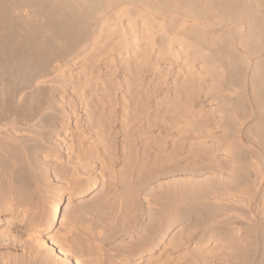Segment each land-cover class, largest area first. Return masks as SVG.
Wrapping results in <instances>:
<instances>
[{
	"label": "rangeland",
	"instance_id": "rangeland-1",
	"mask_svg": "<svg viewBox=\"0 0 264 264\" xmlns=\"http://www.w3.org/2000/svg\"><path fill=\"white\" fill-rule=\"evenodd\" d=\"M2 1L0 0V9L2 10L0 12L4 13L5 16L1 17L3 19H0V21L9 20L7 19L8 17H10L11 21L8 23L4 21L7 24L4 22L0 23V37L2 38L5 35L6 38V34L8 33L10 36H7L10 38H7L12 44L9 43L8 39L3 38V41L4 39L6 40L3 42L0 38L1 45H4V47H0L1 49L3 47L2 51H0L3 52L4 49L9 51L8 49L10 48L16 51V48H18L17 52L20 54L22 50V52H26L30 50L28 48L37 46L38 50L44 48L42 51L49 54L47 56L50 58H47V64L45 63L43 66L45 68L41 69L43 71L41 73L44 75L42 74L39 79V84L36 83V85L35 81H32L34 78L31 77L29 84L23 80L21 81L22 83L20 81L14 83L11 86L12 89L10 88L12 91L9 89V93L12 92L13 94L10 93L9 95L8 91L5 92L6 95L4 93L5 96L0 94V136H5L8 133L19 136L22 144L24 142L23 145L27 148L26 153H24L25 150L23 148L19 149L20 154L22 153L23 162L19 163L22 167V173H20V179L17 178L21 182L17 180V183H22L23 181L25 183L29 180L30 182L25 183L29 186L30 183H35L39 180V183L46 185L44 186L45 194L41 203V207L44 208L40 210L43 222L47 221L44 216L45 211L47 212L50 209L49 206H52L53 200L57 198L58 194L63 193L64 197L61 203L62 208L59 213V219L55 222L52 229L48 231V234L59 236L65 233L66 230L68 232L73 229L81 236L91 238V246L94 247V251L90 258L93 257L94 261L101 259L100 262L103 264L105 263L103 262L102 249L99 242L93 240L94 235H106L111 244L115 242L114 246H118L117 249L122 246V250H124L128 244L132 246L129 249H127V246L125 251L119 253L120 255L122 254L121 256H119L115 247L114 250L111 249L112 253L115 252L118 255L119 260L122 259L118 261V264H264V209L262 207L264 178L262 180L259 179L260 176L257 175L259 173H257L258 169L256 166L257 161L264 164V153L262 151L264 150V138L262 136L264 134V126L261 125L260 118L264 114V103H262V101L264 102V98L262 94L257 93L258 91L255 89L257 85L253 86L251 84L253 82V78L251 77L254 65L256 64L254 62L257 61L258 63L264 60L262 58L264 57V38L261 42L254 44L255 48L252 54L250 53L251 56L250 54H246L251 58L247 59L248 62L246 59H240L239 52L245 53V49L232 44H234L235 39L239 35L244 33V28L237 22L236 18L229 15L230 12L227 13V6L218 0L222 4V8L219 7L221 4L216 3V0H214L216 1L215 3L211 0H207V2L203 0L202 4L204 6L201 3L194 4L200 1L194 2L193 0L194 7L191 6L192 1H190L191 4L187 3L190 9L186 4L181 3L178 5V3H174L177 0H147L151 4H148L146 0H96L88 3L81 2V6L77 3L76 5L80 7L76 5L70 7L69 5L70 8L68 6L67 8L64 5L62 7L64 11L59 7L60 4L58 3L60 0H55L54 2H52L53 0H49V2L47 0V5L45 3V5L40 4L37 0L36 2H34L35 0H30L32 2L29 0ZM209 2H211L212 8L209 6ZM240 2L245 6L251 3L252 5L250 4L249 8L254 9L255 7V11L258 12V6L254 0H241ZM48 3L50 4L48 5ZM152 3L155 5H152ZM34 4L37 9L33 7ZM52 4L55 8L57 7L62 10V13L59 12L60 15L58 14V16L61 23H65L63 26H68L66 30L77 29V33L71 34L73 36L71 39V35L65 36V38H62L64 36L60 35L61 31H59V28L61 23L59 26L51 24L52 21H56L59 24L57 14L56 17L50 11L54 15L53 18H57V20L49 18V9ZM218 4L219 6L216 7L215 5ZM40 5L44 6L43 12L40 11ZM223 5L225 6L224 8ZM39 6L40 8L38 9ZM195 6L197 7L196 11ZM72 7L79 8L80 10H75L76 13L73 11L67 20L65 17H68L69 13H66V10L69 12ZM84 7L86 10H84ZM166 7L169 9H165ZM12 8L14 10L10 12ZM32 9L34 15L30 16L29 14L32 15L30 13ZM153 9L155 10L153 11ZM157 9L161 10V12L157 11ZM82 10L84 11L82 12ZM155 11H157V14ZM45 12L47 14H43ZM61 14L65 15V17ZM72 14L76 17L74 18ZM36 16L38 17L35 18ZM226 16L229 17L228 19L232 17L233 21L224 20L227 19L224 18ZM170 18L173 19L171 20ZM28 21L27 25L33 24L32 26L35 28L36 35L34 30H31L33 27L26 25ZM44 22L45 24L48 23L50 27L52 26V31L55 28V32L49 31L50 27L45 25ZM5 25L8 27L14 25L13 27L11 26L13 31L10 30L13 33L8 30L10 27L8 28ZM44 26L45 29H43ZM70 26H73V29H69ZM5 27L8 29L5 30ZM28 27L30 28L28 29ZM40 30H42L41 33ZM31 31L34 38H31L33 37ZM111 31L115 33L112 34ZM209 32L212 33L213 38L220 32L219 36L221 38H217V40L216 35L215 39L217 42L215 40V42L208 43V39L205 38H208ZM245 32L247 31L245 30ZM75 36L76 38L74 39ZM67 38L71 41H68L69 39L66 40ZM17 39H19V42L16 41ZM33 39L37 42L33 43ZM204 41L207 42L204 43ZM19 44L22 45L20 46ZM213 52H216V57L212 54ZM255 52L258 54L255 55ZM18 53H16L17 56ZM229 55L236 56L233 57L234 63V59L236 58H239L241 61L235 67L238 71L237 75H233L234 71L232 72L234 64L230 66L229 61L227 62ZM259 57L262 59H259ZM230 58L232 59L231 56ZM212 60L216 64L212 63ZM224 65L225 67H223ZM227 65L228 68L230 66L231 70L227 68ZM41 73L38 74L40 75ZM227 74L229 75L228 77H226ZM231 76L232 79L230 78ZM220 79L224 80L221 81ZM90 82L91 84H89ZM31 92H34V94ZM15 130L16 132L19 130L17 134L14 132ZM25 137H28L27 140ZM28 140L29 142H27ZM197 150L199 153L196 152ZM25 159L29 160L28 163ZM122 183L123 185H121ZM256 188H258L257 191ZM169 190L170 192H177H175L177 199L171 196L174 192L170 193ZM164 191L171 194L169 197L175 200L179 199L178 196L185 198L184 207L181 206L178 208L179 210L175 208L171 209L168 214H165L164 211H159L161 210L160 204L164 202V199H161ZM235 191L238 192L239 196L235 198L230 197L231 192ZM132 193H134L133 195L137 194L139 198L135 197L137 195L133 196ZM160 193L161 197L159 198L157 196H160ZM152 195L155 196L154 198L157 201L161 199L162 202L159 200L161 203L158 201L155 204V210L150 215L146 206L147 199L152 197ZM130 198L133 199L132 202H134L135 198L140 202H135L138 203V205L136 204L137 206H135V203L132 205L133 203H131ZM91 201L97 202L96 205L101 204L99 207L102 205V207H106L107 203L116 202L117 204L114 203L117 207L115 208V213H118L117 210L120 211L122 209L125 216H122L121 213L122 219L119 217L120 222H118V219L117 221L115 219L114 222L113 220L110 221L112 223L108 221L104 222L108 224L104 225L100 221L101 219L98 220V216L99 218L101 217L98 214L100 212H96L97 210L100 211L99 207L96 211L93 208L92 211V207L88 203ZM94 203L91 202V204ZM130 204L135 206L132 208L138 210L132 209V211L135 210L136 216L133 215L132 211L130 213L132 216H129ZM120 206L121 209L119 210L118 207L120 208ZM198 208L201 210L210 208L211 210L209 209L204 216H200L199 213L196 214ZM181 209H188V212L191 213L190 216L188 215V219H183ZM42 210H44L43 213ZM95 212L98 216L94 215L96 214ZM138 212H141V214ZM93 216L97 217L95 222V217L93 218ZM73 217H77V219L75 218L77 221L81 220L79 222L74 221ZM91 221L94 222L95 226L99 225L96 224L98 221V223H101L100 227L95 228L93 223L91 224ZM127 223L130 224L127 226ZM101 225H104L102 230ZM111 225L116 233L112 228L111 231H108ZM120 229L121 232H119ZM117 232H119L118 235H116ZM178 236L179 238H177ZM119 242L120 244H118ZM107 247L109 248V245ZM126 250L132 252L131 254H139V256L130 254L126 257L130 253ZM198 255L199 257H197ZM118 257L113 256L111 258H115L112 260L116 262ZM112 260L108 264H115Z\"/></svg>",
	"mask_w": 264,
	"mask_h": 264
},
{
	"label": "bare ground",
	"instance_id": "bare-ground-1",
	"mask_svg": "<svg viewBox=\"0 0 264 264\" xmlns=\"http://www.w3.org/2000/svg\"><path fill=\"white\" fill-rule=\"evenodd\" d=\"M2 1V0H1ZM14 1V0H13ZM30 1V0H29ZM28 1V2H29ZM32 1H34V0H32ZM32 1H30V2H32ZM38 2H40V4H43V5H47V0H37ZM55 0H53L52 2H54ZM93 1H96V0H60L59 1V3L58 4H60V8L62 9V7H64V5L67 7H69V5H70V7L71 6H73V5H76L77 3L81 6L82 4H80L81 2H84V3H88V2H93ZM147 1V0H146ZM149 1H151V0H149ZM149 1H147L148 2V4L150 3L151 4V2H149ZM190 1H192V5L191 6H193V0H177V2H174V3H178V5L179 4H186L187 6H188V8H189V5L187 4V3H189V4H191V2ZM195 1H197V0H194V2ZM200 2H195L194 4H202L203 2V0H199ZM205 2H207V0H204ZM209 1V0H208ZM211 1H213L214 3L217 1H214V0H211ZM218 1H220V2H222V4L224 3V5H226L227 6V9H226V11H227V13L228 12H230V16H232L233 18H236V20H238L237 22H239L242 26V28H244L243 30H244V33H242L241 35H239L238 36V38H236L235 39V42H234V44H232V45H236L237 47H243L244 49H245V53H242V52H239V54H240V59H243V60H247V59H249L250 57L248 56V55H246V54H252V52H253V50H254V44H257V43H259V42H261V40H263V38H264V0H254L255 1V3L257 4V6H258V12L257 11H255L256 10V8L254 7V9H251V8H249V5L251 4H247L248 5V7H247V5L245 6L244 4H242L240 1L241 0H218ZM216 2V3H220V2ZM3 2V1H2ZM15 2V1H14ZM13 2V3H14ZM29 2V3H30ZM34 2H36V0L34 1ZM48 2H49V0H48ZM51 2V1H50ZM51 2V3H52ZM110 2V1H109ZM153 2V1H152ZM155 2V1H154ZM157 2V1H156ZM171 2V1H170ZM205 2H204V4H205ZM4 3V2H3ZM45 3V4H44ZM107 3V2H106ZM145 3V2H144ZM160 3V2H159ZM171 3H173V2H171ZM210 3L211 2H209V6L211 7V5H210ZM214 3H212V5H214ZM245 3V2H244ZM7 4H9V2H7ZM17 4V3H16ZM33 4V3H32ZM50 3H48V5H49ZM91 4V3H90ZM96 4H97V2H96ZM167 4V3H166ZM170 4V3H169ZM168 4V5H169ZM207 4V3H206ZM221 4V3H220ZM222 4H221V6H219V4L218 5H215L216 7L217 6H219V7H221L222 8ZM253 4H254V2H253ZM4 5V4H3ZM18 5V4H17ZM39 5V4H38ZM37 5V6H38ZM43 5H40L41 6V9H40V11L41 12H43L42 11V9H43ZM146 5H147V3H146ZM152 5H155V4H153L152 3ZM167 5V6H168ZM173 5V4H172ZM185 5V6H186ZM203 5V4H202ZM201 5V6H202ZM223 5V8L225 7ZM252 5V4H251ZM22 6V5H21ZM36 5L34 4L33 5V7H35ZM40 6L38 7V9L40 8ZM77 6V5H76ZM80 6H77V7H80ZM107 6V5H106ZM159 6H161V5H159ZM166 6V5H165ZM182 6V5H181ZM201 6H200V8H201ZM204 6V5H203ZM207 6H208V4H207ZM208 6V7H209ZM214 6V7H215ZM4 7V6H3ZM18 7V6H17ZM17 7H15V8H17ZM20 7V6H19ZM26 7H28V6H26ZM31 7H32V5H31ZM52 7V8H51ZM65 7V8H66ZM67 7V8H68ZM69 7V8H70ZM148 7L150 8V6L148 5ZM154 7H156V6H154ZM162 7V6H161ZM164 7V6H163ZM169 7V6H168ZM168 7H166L165 9H167ZM194 7V6H193ZM251 7V6H250ZM14 8V7H13ZM12 8V10H10V12L11 11H13L14 9ZM24 8V7H23ZM23 8H22V10H23ZM36 8V7H35ZM54 8V9H53ZM57 8V7H56ZM54 6H53V4H52V6H50V9H49V12L51 11L53 14H55V16H56V14H57V16H58V14H59V12L60 13H62L61 11L63 10H61L60 8H57L56 9ZM64 8V9H65ZM66 8V9H67ZM85 8V7H84ZM158 8V7H157ZM175 8V7H174ZM186 8V7H185ZM196 6H195V11H196ZM212 8V7H211ZM17 9H20V8H17ZM34 9V8H33ZM33 9H32V12H31V10H30V13H32V15L31 14H29L30 16H33L34 15V13H33ZM37 9V8H36ZM52 9V10H51ZM60 9V11H58ZM65 9V10H66ZM72 9H74V10H72ZM77 9H79V8H77ZM77 9H76V7H72L71 8V10L69 11V12H67V10H66V13H69L68 14V17L66 16L65 17V15H67V14H65L64 12V14L65 15H62V16H64L67 20H68V18L70 17V15H71V13H73V11L75 12V10L77 11ZM83 9V8H82ZM152 9V8H151ZM169 9V8H168ZM173 9V8H172ZM190 9V8H189ZM198 9H199V6H198ZM197 9V10H198ZM1 10V9H0ZM24 10H25V8H24ZM44 10H46L45 8H44ZM47 10H48V8H47ZM80 10V9H79ZM84 10H86V8L84 9ZM84 10H82V12L84 11ZM90 10V9H89ZM155 9H153V11H154ZM161 10H162V8H161ZM161 10H159V9H157V11H160L161 12ZM173 10H175V9H173ZM176 10H178V9H176ZM181 10V9H180ZM206 10H208V9H206ZM2 11V10H1ZM64 11V10H63ZM157 11H155V13L157 14ZM225 11V12H226ZM35 12V11H34ZM48 12V11H47ZM48 12V13H49ZM51 12L49 13V18L52 20V18L54 17V15H52L51 14ZM124 12V11H123ZM22 13V12H21ZM36 13V12H35ZM76 13V12H75ZM74 13V14H75ZM165 13V12H164ZM163 13V14H164ZM226 13V15H228ZM13 14V13H12ZM19 14V13H18ZM43 14H47L46 12L45 13H43ZM74 14H72V15H74ZM124 14V13H123ZM215 15H216V13H214ZM232 14V15H231ZM1 15H3V16H1ZM35 15H38V14H35ZM60 15V14H59ZM87 15V14H86ZM218 15V14H217ZM228 15V16H229ZM5 15H4V13H2V12H0V19H3V18H1V17H4ZM11 16V15H10ZM15 16V15H14ZM25 16V15H24ZM27 16V15H26ZM39 16V15H38ZM38 16H36L35 18H37ZM56 16V17H57ZM62 16H60V17H62ZM228 16H226V17H224V18H227V19H224L223 17H221L222 19H224V20H228V21H230V20H232L231 18L230 19H228L229 17ZM28 17V16H27ZM63 17V18H64ZM72 17V16H71ZM76 16L74 15V18H75ZM151 17H153L152 15H151ZM215 17V16H214ZM17 18H19V17H17ZM31 18V17H30ZM29 18V19H30ZM33 18V17H32ZM40 18V17H39ZM58 19H59V16L57 17ZM57 18L55 19V18H53L54 20H57ZM73 18V17H72ZM216 18H217V16H216ZM215 18V19H216ZM219 19H220V17H218ZM5 19V18H4ZM7 19H9V20H6L7 21V23L9 22V21H11L10 20V17H8ZM21 19V18H20ZM27 19V18H26ZM50 19H48V20H50ZM168 19V18H167ZM171 19V18H170ZM173 19V18H172ZM171 19V20H172ZM187 19V18H186ZM212 19V18H211ZM13 20V19H12ZM31 20H33V19H31ZM36 20V19H35ZM73 20V19H72ZM71 20V21H72ZM170 20V21H171ZM5 21V20H4ZM3 21V22H4ZM5 21V22H6ZM41 22H42V20H40ZM39 21V22H40ZM128 21V20H127ZM156 21V20H155ZM154 21V22H155ZM233 21V20H232ZM232 21H231V23H232ZM2 21H0V23H1ZM2 22V23H3ZM4 22V23H5ZM15 22V21H14ZM18 22V21H17ZM31 22V21H30ZM55 22V23H54ZM52 21L51 22V24H53L54 26L55 25H60V23H61V21H60V19L58 20V22H59V24L58 23H56V21ZM205 22V21H204ZM7 23H5V24H7ZM23 23V22H22ZM29 23V21L26 23V25ZM33 23V22H32ZM31 23V24H32ZM79 23V22H78ZM157 23H159V22H157ZM220 23V22H219ZM11 24H13V23H11ZM16 24V23H15ZM14 24V25H15ZM44 24H45V22H44ZM176 24V23H175ZM203 24V23H202ZM201 24V25H202ZM205 24H206V22H205ZM9 25V24H8ZM13 25V26H14ZM17 25H18V23H17ZM25 25V26H26ZM33 25V24H32ZM32 25H27V26H32ZM45 25H48V23L47 24H45ZM63 25H65V23L63 24V23H61V26H60V28H59V31H61V34L60 35H62V36H64V37H62V38H65V36L66 37H68V35H71V34H75V33H77V29L76 28H74L73 29V26L71 27L70 26V28L69 29H73V30H66V29H68L67 27L68 26H63ZM67 25H68V23H67ZM154 25V24H153ZM159 25V24H158ZM174 25V24H173ZM220 25V24H219ZM246 25V27H244ZM5 26H7V25H5ZM12 26V25H11ZM11 26H7V27H5L4 29L5 30H11V31H13L12 30V27ZM49 27H50V25H48ZM47 26V27H48ZM77 26H78V24H77ZM83 26V25H82ZM207 26V25H206ZM224 26V25H223ZM249 26V27H248ZM15 27H16V25H15ZM14 27V28H15ZM22 27V26H21ZM33 27V26H32ZM31 27V28H32ZM36 27V26H35ZM46 27V28H47ZM66 27V28H65ZM114 27V26H113ZM168 27V26H167ZM201 27V26H200ZM239 27V26H238ZM13 28V29H14ZM18 28V27H17ZM25 28V27H24ZM23 28V29H24ZM30 27H28V29H29ZM43 28V27H42ZM51 28H52V26L48 29L49 31H52L51 30ZM78 28V27H77ZM117 28V27H116ZM153 28V27H152ZM169 28V27H168ZM210 28V27H209ZM229 28V27H228ZM35 28L33 27L31 30H34ZM43 29H45V26H44V28ZM55 29V28H54ZM54 29H53V31H54ZM125 29V28H124ZM205 29V28H204ZM240 29V28H239ZM239 29H238V31H239ZM5 30H3L4 32H5ZM26 30V29H25ZM37 30V29H36ZM47 30V29H46ZM79 30V29H78ZM170 30V29H169ZM225 30V29H224ZM245 30L247 31V32H245ZM10 31V32H11ZM19 31V30H18ZM23 31V30H22ZM41 31L42 30H40V33H41ZM52 31V32H53ZM57 31V30H56ZM115 31V30H114ZM145 31V30H144ZM159 31V30H158ZM163 31V30H162ZM167 31V30H166ZM165 31V32H166ZM210 31V30H209ZM228 31V30H227ZM237 31V32H238ZM20 33H21V31H19ZM24 32V31H23ZM32 32V31H31ZM37 32V31H36ZM52 32H51V34H52ZM55 32V31H54ZM58 32V31H57ZM56 32V33H57ZM112 32V34H114L113 33V31H111ZM197 32V31H196ZM208 32V31H207ZM211 32H212V30H211ZM211 32H209L208 33V38H205V39H208V43H210V42H215V40L217 39V38H221L219 35H220V32H219V34H216L217 35V37H216V35L214 36V38H213V35H212V33ZM236 32V33H237ZM5 33H7V32H5ZM4 33V34H5ZM11 33H13V32H11ZM10 33V34H11ZM25 33V32H24ZM29 33H30V31H29ZM28 33V34H29ZM34 33H35V30H34ZM43 33V32H42ZM81 33V32H80ZM119 33V32H118ZM218 33V32H217ZM32 34V36L33 37H31V38H34V35H33V32L31 33ZM31 34H29V35H31ZM54 34V33H53ZM171 34V33H170ZM203 34V33H202ZM7 35H9L8 33L6 34V38H5V35H4V37H0L1 39H2V41H3V38H5L6 40L8 39L7 37H9V36H7ZM13 35V34H12ZM23 35V34H22ZM35 35H36V33H35ZM39 35H42V34H39ZM45 35V34H44ZM48 35V34H47ZM78 35V34H77ZM76 35V36H77ZM134 35V34H133ZM150 35V34H149ZM157 35V34H156ZM211 35H212V37H211ZM224 35V34H223ZM26 36V35H25ZM76 36L74 37V39L76 38ZM154 36V35H153ZM171 36H172V34H171ZM183 36V35H182ZM206 36H207V34H206ZM205 36V37H206ZM228 36V35H227ZM60 37V38H61ZM70 37V36H69ZM73 36L71 35V37H70V39L72 38ZM152 37V36H151ZM197 37H199V36H197ZM215 37H216V39H215ZM10 38V37H9ZM13 38H15V37H13ZM42 38V37H41ZM59 38V37H58ZM112 38V37H111ZM178 38V37H177ZM4 39V41H6ZM22 39H24V38H22ZM39 39V38H38ZM45 39H47V38H45ZM69 38H67L66 40H68ZM68 40V41H71V40ZM129 39V38H128ZM133 39V38H132ZM180 39V38H179ZM200 39V38H199ZM198 39V40H199ZM233 39V38H232ZM28 40V39H27ZM32 40V39H31ZM31 40H29V41H31ZM40 40V39H39ZM138 40V39H137ZM157 40V39H156ZM174 40V39H173ZM202 40H204V39H202ZM201 40V41H202ZM218 40V39H217ZM217 40H216V42H217ZM1 41V40H0ZM3 41V42H4ZM8 41H9V43L10 44H12V42H10V40L8 39ZM7 41V42H8ZM12 41V40H11ZM16 41H18L19 42V39H17ZM29 41H26V42H29ZM33 43H35V42H37L36 40H34L33 39ZM49 41V40H48ZM67 41V42H68ZM186 41V40H185ZM220 41H221V39H220ZM219 41V42H220ZM234 41V40H233ZM15 42V41H14ZM14 42H13V44H14ZM59 42V41H58ZM62 42V41H61ZM134 42V41H133ZM199 42V41H198ZM207 42V41H206ZM205 41H204V43H206ZM232 42V41H231ZM8 43V44H9ZM20 43H23V42H20ZM50 43V42H49ZM69 43V42H68ZM120 43V42H119ZM123 43V42H122ZM154 43V42H153ZM195 43H197V42H195ZM2 44H4V43H2ZM25 44V43H24ZM32 44V43H31ZM46 44V43H45ZM63 44V43H62ZM128 44V43H127ZM126 44V45H127ZM161 44V43H160ZM165 44H166V42H165ZM202 44V43H201ZM17 45V44H16ZM20 45V44H19ZM22 45V44H21ZM20 45V46H21ZM28 45V44H27ZM57 45V44H56ZM73 45V44H72ZM152 45V44H151ZM156 45V44H155ZM199 45V44H198ZM1 46H3L4 47V45H1V43H0V47ZM12 46H14V45H12ZM32 46V45H31ZM39 46V45H38ZM71 46V45H70ZM214 46V45H213ZM256 46V45H255ZM261 46V45H260ZM3 47H2V49H3ZM28 47V46H27ZM37 47V46H36ZM35 46H32L31 48H28V49H30L29 51L27 50L26 52H20V54L17 52V50H18V48H16V51H13V50H15V49H13V50H11V48L10 49H8L9 51H7V50H5L4 49V51L3 52H1L2 51V49L0 48V94H3L2 96H5L6 95V93L5 92H7L8 91V93H9V89L11 88V86L12 85H14V83H18L19 81L21 82L22 80L23 81H25V83L27 82L28 84H29V82H30V78L32 77V78H34L32 81L34 82L35 81V84L37 83V84H39V82H40V78H41V76H42V74L43 73H41V69L43 68V66H44V64L48 61L47 60V58H48V56L47 55H49V54H47L46 52H44V51H42V50H38L37 48H36ZM45 47V46H44ZM48 47H50V46H48ZM53 47V46H52ZM117 47V46H116ZM122 47V46H121ZM158 47H160V46H158ZM162 47V46H161ZM262 47V46H261ZM263 47H264V45H263ZM22 48V47H21ZM45 48H47V47H45ZM64 48V47H63ZM136 48V47H135ZM143 48V47H142ZM146 48V47H145ZM153 48V47H152ZM166 48V47H165ZM233 48H235V47H233ZM232 48V49H233ZM258 48H259V46H258ZM49 49V48H48ZM47 49V50H48ZM60 49V48H59ZM69 49V48H68ZM164 49V48H163ZM172 49H173V47H172ZM171 49V50H172ZM219 49V48H218ZM19 50H20V48H19ZM50 50H52V49H50ZM176 50V49H175ZM200 50V49H199ZM235 50V49H234ZM54 51V50H53ZM57 51V50H56ZM144 51V50H143ZM163 51H165V50H163ZM163 51H161V52H163ZM173 51V50H172ZM189 51V50H188ZM195 51V50H194ZM258 51V50H257ZM139 52V51H138ZM197 52V51H196ZM218 52H219V50H218ZM238 52V51H237ZM263 52V51H262ZM16 53H18V56L16 55ZM53 53V52H52ZM145 53V52H144ZM143 53V54H144ZM174 53H175V51H174ZM216 53V52H215ZM215 53L213 52L212 54H214L215 55ZM22 54H24V55H22ZM54 54V53H53ZM209 54V53H208ZM233 54H234V52H233ZM251 54H250V56H251ZM258 54V53H257ZM256 54V52H255V55H257ZM62 56V55H61ZM160 56H161V54H160ZM167 56V55H166ZM210 56V55H209ZM213 56V55H212ZM230 56L232 57V59L230 58ZM235 55H229V60H227V62L229 61V64H230V66H232L233 64H234V70L232 69V72H233V75H237V69L235 68L236 67V65L237 64H239V63H241V61H240V59L239 58H236V59H234L235 60V63L233 62V57H234ZM254 56V55H253ZM215 57H216V55H215ZM236 57V56H235ZM65 58V57H64ZM200 58V57H199ZM262 58H264V57H262ZM262 58H260L259 57V59H262ZM48 59H50V58H48ZM56 59V58H55ZM84 59V58H83ZM155 59V58H154ZM171 59V58H170ZM228 59V58H227ZM251 59V58H250ZM255 59V58H254ZM242 60V61H243ZM213 62L212 63H214V60H212ZM215 61H217V60H215ZM95 62V61H94ZM132 62V61H131ZM156 62H158V61H156ZM247 62H248V60H247ZM254 62V61H253ZM252 62V63H253ZM53 63V62H52ZM76 63V62H75ZM93 63V62H92ZM111 63V62H110ZM136 63V62H135ZM145 63H147V62H145ZM243 63H244V61H243ZM256 63V64H255ZM47 64V63H46ZM77 64V63H76ZM112 64V63H111ZM150 64V63H149ZM148 64V65H149ZM188 64V63H187ZM214 64H216V63H214ZM213 64V65H214ZM218 64V63H217ZM222 64V63H221ZM228 64V65H229ZM254 70H253V75H252V77L251 78H253V82L251 83V84H253V86L255 85H257L256 87L257 88H255V89H257V93H260V94H262L263 95V98H264V60H263V62H258L257 63V61L256 62H254ZM73 65V64H72ZM92 65V64H91ZM145 65V64H144ZM147 65V64H146ZM228 65H227V68H228ZM244 65V64H243ZM59 66V65H58ZM70 66V65H69ZM88 66V65H87ZM156 66V65H155ZM218 66V65H217ZM216 66V67H217ZM219 66H220V64H219ZM230 66H229V70H231L230 69ZM247 66V65H246ZM212 67V66H211ZM223 67H225V65L223 66ZM240 67V66H239ZM253 67V66H252ZM45 68V67H44ZM43 68V69H44ZM93 68V67H92ZM232 68V67H231ZM244 68V67H243ZM65 69V68H64ZM82 69V68H81ZM84 69V68H83ZM89 69V68H88ZM134 69V68H133ZM245 69V68H244ZM69 70V69H68ZM167 70V69H166ZM227 70V69H226ZM225 70V71H226ZM240 70V69H239ZM189 71V70H188ZM223 71V70H222ZM228 71V70H227ZM226 71V72H227ZM43 72V71H42ZM61 72V71H60ZM112 72V71H111ZM199 72V71H198ZM197 72V73H198ZM38 73H41L40 75L38 74ZM57 73V72H56ZM136 73V72H135ZM196 73V74H197ZM235 73V74H234ZM68 74V73H67ZM78 74V73H77ZM131 74V73H130ZM175 74V73H174ZM189 74V73H188ZM232 74V73H231ZM240 74H242V73H240ZM44 75V74H43ZM87 75V74H86ZM198 75V74H197ZM207 75V74H206ZM221 75H223V74H221ZM37 76H39V77H37ZM47 76V75H46ZM202 76V75H201ZM224 76V75H223ZM229 75L227 74L226 75V77H228ZM109 77V76H108ZM192 77H194V76H192ZM226 77H223V78H226ZM58 78V77H57ZM89 78V77H88ZM106 78V77H105ZM110 78V77H109ZM220 78V77H219ZM231 79H232V76L230 77ZM234 78V77H233ZM96 79H98V78H96ZM102 79V78H101ZM132 79V78H131ZM136 79V78H135ZM214 79V78H213ZM221 79H222V76H221ZM220 79V80H221ZM227 79V78H226ZM47 80V79H46ZM193 80V79H192ZM216 80V79H215ZM224 80V79H223ZM223 80H221V81H223ZM251 80V79H250ZM18 81V82H17ZM65 81V80H64ZM63 81V82H64ZM97 81V80H96ZM99 81V80H98ZM138 81V80H137ZM139 81H142V80H139ZM229 81H230V79H229ZM43 82V81H42ZM41 82V83H42ZM85 82V81H84ZM226 82V81H225ZM224 82V83H225ZM22 83V82H21ZM24 83V84H25ZM45 83V82H44ZM76 83V82H75ZM214 83V82H213ZM241 83V82H240ZM250 83V82H249ZM34 84V83H33ZM36 84V85H37ZM58 84V83H57ZM89 84H91V82L89 83ZM141 84V83H140ZM223 84V83H222ZM221 84V85H222ZM18 85V84H17ZM31 85V84H30ZM29 85V86H30ZM41 85V84H40ZM43 85V84H42ZM220 85V84H219ZM62 86V85H61ZM64 86H65V84H64ZM79 86V85H78ZM96 86V85H95ZM217 86V85H216ZM224 86V85H223ZM228 86V85H227ZM44 87V86H43ZM211 87H212V85H211ZM60 88V87H59ZM66 88V87H65ZM111 88V87H110ZM217 88V87H216ZM228 88V87H227ZM12 89V88H11ZM10 89V90H11ZM20 89V88H19ZM156 89V88H155ZM211 89H213V88H211ZM17 90V89H16ZM61 90V89H60ZM102 90V89H101ZM139 90V89H138ZM199 90H200V88H199ZM198 90V91H199ZM12 91V90H11ZM18 91V90H17ZM37 91H39V90H37ZM104 91V90H103ZM113 91V90H112ZM224 91H226V90H224ZM223 91V92H224ZM252 91V90H251ZM28 92V91H27ZM35 92V91H34ZM34 92H31V93H33L34 94ZM137 92V91H136ZM202 92V91H201ZM252 92H254V91H252ZM4 93H5V95H4ZM10 93H12V92H10ZM10 93H9V95H10ZM30 93V94H31ZM41 93V92H40ZM47 93V92H46ZM63 93V92H62ZM126 93V92H125ZM13 94V93H12ZM108 94V93H107ZM128 94V93H127ZM126 94V95H127ZM200 94V93H199ZM259 94V95H260ZM8 95V96H9ZM41 95V94H40ZM255 95V94H254ZM257 95V94H256ZM261 95V96H262ZM12 96V95H11ZM28 96V95H27ZM31 96H32V94H31ZM98 96V95H97ZM194 96V95H193ZM261 96H260V98H261ZM1 97V96H0ZM14 97V96H13ZM21 97V96H20ZM35 97V96H34ZM39 97H41V96H39ZM43 97V96H42ZM192 97V96H191ZM196 97V96H195ZM222 97V96H221ZM3 98V97H2ZM37 98V97H36ZM55 98V97H54ZM83 98V97H82ZM242 98V97H241ZM256 98V97H255ZM259 98V99H260ZM7 99H9L8 97H7ZM23 99V98H22ZM35 99V98H34ZM70 99V98H69ZM84 99V98H83ZM105 99V98H104ZM233 99V98H232ZM6 100V99H5ZM61 100V99H60ZM101 100V99H100ZM108 100V99H107ZM115 100V99H114ZM131 100V99H130ZM142 100V99H141ZM182 100V99H181ZM245 101H246V99H244ZM244 100H242V101H244ZM13 101H15V100H13ZM26 101V100H25ZM24 101V102H25ZM34 101V100H33ZM69 101V100H68ZM67 101V102H68ZM226 101V100H225ZM242 101H240V102H242ZM5 102V101H4ZM3 102V103H4ZM11 102V101H10ZM28 102V101H27ZM105 102V101H104ZM15 103V102H14ZM135 103V102H134ZM225 103V102H224ZM228 103V102H227ZM245 103V102H244ZM262 103H264L263 101H262ZM2 104V103H1ZM21 104H23V103H21ZM20 104V105H21ZM36 104H37V102H36ZM42 104V103H41ZM108 104V103H107ZM121 104V103H120ZM243 104V103H242ZM27 105V104H26ZM70 105H71V103H70ZM104 105V104H103ZM168 105V104H167ZM178 105V104H177ZM228 105V104H227ZM240 105V104H239ZM19 106V105H18ZM24 106H25V104H24ZM32 106V105H31ZM37 106V105H36ZM42 106V105H41ZM48 106V105H47ZM50 106V105H49ZM160 106V105H159ZM234 106H236V105H234ZM238 106V105H237ZM7 107H8V105H7ZM12 107V106H11ZM127 107V106H126ZM172 107V106H171ZM247 107V106H246ZM10 108V107H9ZM29 108V107H28ZM28 108H27V110H28ZM99 108V107H98ZM112 108V107H111ZM121 108V107H120ZM144 108V107H143ZM211 108V107H210ZM235 108H237V107H235ZM252 108V107H251ZM259 108H261V107H259ZM4 109V108H3ZM71 109V108H70ZM116 109V108H115ZM227 109V108H226ZM25 110V109H24ZM23 110V111H24ZM26 110V111H27ZM35 110V109H34ZM100 110V109H99ZM164 110H166V109H164ZM172 110H173V108H172ZM182 110V109H181ZM212 110V109H211ZM250 110V109H249ZM264 110V109H263ZM11 111V110H10ZM64 111V110H63ZM108 111V110H107ZM229 111V110H228ZM6 112V111H5ZM183 112V111H182ZM212 112V111H211ZM225 113V112H224ZM231 113V112H230ZM30 114V113H29ZM162 114V113H161ZM179 114V113H178ZM226 114V113H225ZM3 115V114H2ZM17 115V114H16ZM72 115V114H71ZM199 115V114H198ZM213 115V114H212ZM26 116V115H25ZM99 116V115H98ZM140 116V115H139ZM143 116V115H142ZM171 116V115H170ZM181 116V115H180ZM225 116V115H224ZM28 117H29V115H28ZM76 117V116H75ZM162 117V116H161ZM230 117V116H229ZM3 118V117H2ZM243 118V117H242ZM260 118H261V125H263L264 126V114H262L261 116H260ZM6 119V118H5ZM23 119V118H22ZM113 119V118H112ZM121 119V118H120ZM200 119H201V117H200ZM30 120V119H29ZM136 120V119H135ZM158 120V119H157ZM172 120V119H171ZM176 120V119H175ZM3 121V120H2ZM36 121V120H35ZM101 121V120H100ZM138 121V120H137ZM174 121V120H173ZM30 122V121H29ZM99 122V121H98ZM112 122V121H111ZM156 122V121H155ZM10 123V122H9ZM157 123V122H156ZM162 123V122H161ZM14 124V123H13ZM67 124V123H66ZM147 124V123H146ZM153 124V123H152ZM175 124V123H174ZM176 124H177V122H176ZM179 124V123H178ZM149 125V124H148ZM39 126V125H38ZM170 126V125H169ZM2 127V126H1ZM106 127H107V125H106ZM124 127V126H123ZM210 127V126H209ZM4 128V127H3ZM34 128V127H33ZM93 128V127H92ZM147 128V127H146ZM262 128V127H261ZM15 129V128H14ZM22 129V128H21ZM3 130V129H2ZM4 130H5V128H4ZM9 130V129H8ZM36 130V129H35ZM142 130V129H141ZM12 131V130H11ZM10 131V132H11ZM19 131V130H18ZM18 131L16 132V130L14 131V132H16V134L18 133ZM27 131V130H26ZM39 131V130H38ZM71 131V130H70ZM91 131V130H90ZM129 131V130H128ZM133 131V130H132ZM13 132V131H12ZM11 132V133H12ZM29 132V131H28ZM31 132V131H30ZM126 132V131H125ZM145 132V131H144ZM189 132V131H188ZM199 132V131H198ZM263 132H264V128H263ZM36 133V132H35ZM137 133V132H136ZM187 133V132H186ZM139 134V133H138ZM181 134V133H180ZM192 134V133H191ZM263 134V133H262ZM261 134V135H262ZM24 135V134H23ZM22 135V136H23ZM26 135V134H25ZM36 135V134H35ZM128 135V134H127ZM202 135V134H201ZM259 135V134H258ZM27 136V135H26ZM263 136V138H264V134L262 135ZM262 136H261V138H262ZM20 137H21V135H20ZM24 137V136H23ZM113 137V136H112ZM134 137V136H133ZM26 138V137H25ZM28 138V137H27ZM27 138H26V140H27ZM38 138V137H37ZM162 138V137H161ZM166 138V137H165ZM262 138V139H263ZM21 139V138H20ZM19 139V136H16V135H14V134H5V136H0V264H103L102 262H100V260L101 259H98L97 261H94L92 258H90V256H91V254L93 255V251H94V247H92L91 246V244H92V242H91V238H85V237H83V235L81 236L76 230H70V231H68L67 232V230H66V232L65 233H63V234H61V235H59V233H58V235L59 236H53V235H49L48 234V231L50 230V229H52V227H53V225L55 224V222L59 219V213L61 212V208H62V201H63V193L61 192V193H59L58 194V196H57V198L55 199V200H53L54 202H53V204H52V206H49L50 207V209L46 212L45 211V218H46V222H43V218H42V216H41V208H44V207H41L42 205H41V203H42V201H43V198H44V194H45V189H44V186H46V185H44V183H39L38 181L39 180H37V182H35V183H30V185L28 186V185H26L25 183H27L29 180H27V182H25V183H20L21 181L20 180H18L17 178H19L20 179V173H22L21 172V166H20V162H23L22 161V157H21V155H22V153L20 154V151H19V149H22L23 148V150H25V152L24 153H26V149L27 148H25V146L23 145L24 144V142H23V144H22V141ZM29 139H31L30 137H29ZM68 139V138H67ZM136 139V138H135ZM235 139V138H234ZM25 140V139H24ZM32 140V139H31ZM160 141V140H159ZM163 141V140H162ZM233 141V140H232ZM26 142V141H25ZM27 142H29V140L27 141ZM32 142V141H31ZM135 142V141H134ZM236 142V141H235ZM261 142H263V141H261ZM131 143V142H130ZM129 143V144H130ZM148 143V142H147ZM146 143V144H147ZM31 144V143H30ZM60 144V143H59ZM58 144V145H59ZM145 144V145H146ZM152 144V143H151ZM161 144V143H160ZM179 144V143H178ZM264 144V143H263ZM27 145H29V144H27ZM33 145V144H32ZM69 145V144H68ZM98 145V144H97ZM100 145V144H99ZM154 145V144H153ZM156 145V144H155ZM175 145V144H174ZM182 145V144H181ZM164 146V145H163ZM177 146V145H176ZM187 146V145H186ZM241 146V145H240ZM27 147V146H26ZM127 147V146H126ZM134 147V146H133ZM178 147V146H177ZM264 147V146H263ZM79 148V147H78ZM122 148V147H121ZM264 149V148H263ZM82 150V149H81ZM171 150H172V147H171ZM199 150V149H198ZM198 150L196 151V152H198ZM204 150V149H203ZM130 151V150H129ZM136 151H138L137 149H136ZM173 151V150H172ZM263 151V153H264V150H262ZM22 152V151H21ZM30 152V151H29ZM127 152V151H126ZM145 152V151H144ZM143 152V153H144ZM199 153V152H198ZM133 154V153H132ZM165 154V153H164ZM27 155V154H26ZM29 155H30V153H29ZM87 155V154H86ZM97 155V154H96ZM129 155V154H128ZM167 155V154H166ZM134 156V155H133ZM195 156V155H194ZM25 157V156H24ZM127 157V156H126ZM135 157H137V156H135ZM147 157V156H146ZM169 157V156H168ZM96 159V158H95ZM103 159V158H102ZM133 159V158H132ZM238 159V158H237ZM251 159H253V158H251ZM26 160V159H25ZM31 160V159H30ZM71 160V159H70ZM130 160V159H129ZM142 160V159H141ZM151 160V159H150ZM162 160V159H161ZM160 160V161H161ZM231 160V159H230ZM233 160V159H232ZM27 161V160H26ZM29 161V160H28ZM28 161H27V163H28ZM95 161V160H94ZM173 161V160H172ZM235 162H236V160H234ZM127 162V161H126ZM163 162V161H162ZM166 162V161H165ZM67 163V162H66ZM73 163V162H72ZM140 163V162H139ZM156 163V162H155ZM25 164V163H24ZM69 164V163H68ZM103 164V163H102ZM163 164V163H162ZM249 164V163H248ZM53 165V164H52ZM114 165V164H113ZM148 165V164H147ZM151 165H152V163H151ZM169 165V164H168ZM23 166V165H22ZM27 166V165H26ZM64 166H66V165H64ZM161 166V165H160ZM166 166V165H165ZM257 169H258V172L257 173H259V174H257V175H259L260 176V178L259 179H263L264 178V164H263V162H258L257 161ZM255 166V167H256ZM142 167V166H141ZM154 167V166H153ZM163 167V166H162ZM180 167V166H179ZM205 167V166H204ZM132 168V167H131ZM144 168V167H143ZM157 168V167H156ZM173 168V167H172ZM191 168V167H190ZM153 169V168H152ZM159 169V168H158ZM157 170V169H156ZM76 171V170H75ZM199 171V170H198ZM203 171V170H202ZM71 172V171H70ZM119 172V171H118ZM166 172V171H165ZM156 173V172H155ZM169 173V172H168ZM32 174H33V172H32ZM65 174V173H64ZM162 174V173H161ZM137 175V174H136ZM144 175V174H143ZM146 175V174H145ZM150 175V174H149ZM238 175V174H237ZM34 176V175H33ZM71 176V175H70ZM153 176V175H152ZM161 176V175H160ZM22 177V176H21ZM85 177V176H84ZM33 178V177H32ZM42 178V177H41ZM145 178V177H144ZM153 178V177H152ZM155 178V177H154ZM158 178V177H157ZM181 178V177H180ZM188 178H189V176H188ZM256 178H258L257 176H256ZM16 179V180H15ZM23 179V178H22ZM35 179V178H34ZM39 179V178H38ZM148 179H149V177H148ZM148 179H147V181H148ZM175 179V178H174ZM12 180H14V182L16 181V183H14V182H12L11 183V181ZM20 181L19 183H17L18 181ZM138 180V179H137ZM173 180V179H172ZM203 180V179H202ZM213 180V179H212ZM239 180H241V179H239ZM254 180V179H253ZM264 180V179H263ZM63 181V180H62ZM74 181V180H73ZM72 181V182H73ZM166 181V180H165ZM182 181V180H181ZM184 181V180H183ZM257 181H258V179H257ZM260 181V180H259ZM30 182V181H29ZM124 182V181H123ZM143 182V181H142ZM175 182V181H174ZM213 182V181H212ZM211 182V183H212ZM194 183V182H193ZM254 183V182H253ZM259 183V182H258ZM46 184V183H45ZM55 184V183H54ZM57 184V183H56ZM65 184V183H64ZM184 184V183H183ZM190 184V183H189ZM195 184V183H194ZM213 184V183H212ZM255 184V183H254ZM78 185V184H77ZM121 185H123V183L121 184ZM121 185H120V187H121ZM168 185V184H167ZM176 185V184H175ZM179 185V184H178ZM188 185V184H187ZM76 186V185H75ZM169 186V185H168ZM167 186V187H168ZM174 186V185H173ZM172 186V187H173ZM196 186V185H195ZM260 187V186H259ZM57 188V187H56ZM62 188V187H61ZM87 188V187H86ZM106 188V187H105ZM122 188V187H121ZM82 189V188H81ZM115 189V188H114ZM124 189V188H123ZM137 189V188H136ZM167 189H169V188H167ZM257 189L258 188H256V191H257ZM58 190V189H57ZM70 190V189H69ZM120 190V189H119ZM125 190V189H124ZM127 190V189H126ZM142 190H143V188H142ZM148 190V189H147ZM159 190V189H158ZM171 190V189H170ZM170 190H169V192H170ZM195 190V189H194ZM71 191V190H70ZM129 191V190H128ZM141 191V190H140ZM151 191V190H150ZM153 191V190H152ZM234 191V190H233ZM249 191V190H248ZM255 191V190H254ZM60 192V191H59ZM77 192V191H76ZM95 192V191H94ZM105 192V191H104ZM113 192V191H112ZM147 192V191H146ZM172 192V191H171ZM170 192V193H171ZM174 192V194H175V192L176 191H173ZM172 192V193H173ZM179 192V191H178ZM264 192V191H263ZM72 193V192H71ZM102 193V192H101ZM120 193V192H119ZM129 193V192H128ZM127 193V194H128ZM131 193V192H130ZM144 193V192H143ZM162 193V192H161ZM161 193H160V196L158 195L157 197H161ZM164 193H165V191H164ZM162 193V198L161 199H164V202L163 203H161L162 201H161V199H159L158 201H159V203H161L160 205H161V210H159V211H164V213L165 214H168V212L171 210V209H177V210H179L178 208H180L181 206H183L184 205V203L186 202V200H185V198H181L180 196H178V200H175L174 198H172L173 196L177 199V196H176V194L174 195V194H169V193ZM177 193V192H176ZM186 193V192H185ZM226 193V192H225ZM232 194H230V197H232V198H235L236 196H239L237 193L238 192H231ZM244 193V192H243ZM247 193V192H246ZM249 193V192H248ZM110 194V193H109ZM134 193H132V195H133ZM145 194V193H144ZM169 194V195H168ZM184 194V193H183ZM187 194V193H186ZM196 194V193H195ZM220 194V193H219ZM125 195V194H124ZM135 195H137V194H135ZM135 195H133V196H135ZM147 195V194H146ZM151 195V194H150ZM156 195V194H155ZM172 196V197H169V196ZM192 195V194H191ZM243 195V194H242ZM111 196V195H110ZM120 196V195H119ZM123 196V195H122ZM97 197H100V196H97ZM125 197V196H124ZM136 198H139L138 197V195L137 196H135ZM155 196H153L152 195V197H150V198H148L147 199V206H146V209L149 211V214L151 215L152 214V212L155 210L154 208V206H155V204H157L158 203V201L156 200V198H154ZM96 198V197H95ZM102 198V197H101ZM134 199V202H132V200L133 199H131V203H133L132 205H134V203L135 202H138L139 200L138 199ZM146 198V197H145ZM191 198V197H190ZM89 199V198H88ZM94 199V198H93ZM104 200H106L105 198H103ZM103 199H101V201H103ZM127 199H128V197H127ZM141 199V198H140ZM247 199V198H246ZM92 200V199H91ZM97 200V199H96ZM136 200V201H135ZM188 200V199H187ZM218 200H220V199H218ZM114 201V200H113ZM68 202V201H67ZM92 203H94L93 201H91ZM91 202H88L90 205H91V209H92V211H93V208L95 209L94 211H96L97 209H98V207L101 205H99V204H97L96 205V203L97 202H95L94 204H91ZM100 202V201H99ZM109 202V201H108ZM112 202V201H111ZM110 202V203H111ZM140 202V201H139ZM83 203V202H82ZM115 204H117L116 202H114ZM113 202L111 203V204H106V207H99V210L100 211H96V212H100V213H98L101 217L99 218V216H98V214L96 215V214H94L95 216H98V220L99 219H101L100 221H102V224L104 223V222H109V223H112V222H110V221H112L113 220V222L115 221V219H116V221H117V219L119 220L118 222H120V218L122 219V216H125V215H123V214H125V213H123V211H122V209H121V206H120V208L118 207V209L120 210V211H118L117 210V212L118 213H115L116 212V209L115 208H117L116 207V205L114 204ZM204 203V202H203ZM202 203V204H203ZM219 203V202H218ZM228 203V202H227ZM240 203V202H239ZM263 205H262V207H263V209H264V199H263ZM80 204V203H79ZM120 204H122V203H120ZM138 205V203H135V206H137ZM205 204V203H204ZM214 204V203H213ZM84 205V204H83ZM88 205V204H87ZM86 205V206H87ZM123 205V204H122ZM131 204H130V212H129V216L131 215L130 213H131V211H132V209H136V208H132V207H135V206H132ZM218 205V204H217ZM245 205V204H244ZM81 206V205H80ZM89 206V205H88ZM105 206V205H104ZM118 206V205H117ZM157 206V205H156ZM186 206V205H185ZM211 206H213V205H211ZM242 206V205H241ZM129 207V206H128ZM184 207V206H183ZM193 207H195V206H193ZM204 207V206H203ZM246 207V206H245ZM262 207H261V209H262ZM81 208V207H80ZM90 208V207H89ZM89 208H88V210H89ZM157 208V207H156ZM202 208V207H201ZM228 208H229V206H228ZM85 209V208H84ZM87 209V208H86ZM115 209V210H114ZM125 209H127V208H125ZM139 209V208H138ZM159 209V208H158ZM193 209V208H192ZM199 209V208H198ZM197 209V213L196 214H200V216L201 215H203L204 216V214L205 213H207L208 212V210L210 209H207L206 210V208L205 209H199L198 210ZM71 210V209H70ZM81 210V209H80ZM79 210V211H80ZM204 210H206V211H204ZM211 210V209H210ZM43 211L44 210H42V213H43ZM63 211V210H62ZM122 211V212H121ZM136 211H138L137 209H136ZM142 211V210H141ZM147 211V212H148ZM180 211H182L183 213H182V217H183V219L185 220L187 217H189L190 216V212H188V209H181ZM64 212V211H63ZM74 213H75V211H73ZM77 212V211H76ZM81 212V211H80ZM127 212H128V210H127ZM133 213L135 212V210L134 211H132ZM145 212V211H144ZM167 212V213H166ZM242 212V211H241ZM261 212H262V210H261ZM78 213V212H77ZM93 213V212H92ZM122 213V216H120V214ZM138 213H140L141 214V212H138ZM212 213V212H211ZM216 213V212H215ZM248 213V212H247ZM69 214V213H68ZM114 214V215H113ZM139 214V215H140ZM148 214V215H149ZM161 214V213H160ZM159 214V215H160ZM163 214V213H162ZM171 214V213H170ZM219 214V213H218ZM251 214V213H250ZM90 215V214H89ZM133 215H135V213L133 214ZM189 215V216H188ZM207 215V214H206ZM249 215V214H248ZM262 215V214H261ZM72 216H74V215H72ZM76 216V215H75ZM92 216V215H91ZM95 216H93V218L95 217ZM128 216V217H129ZM132 216V215H131ZM136 216V215H135ZM202 216V217H203ZM251 216V215H250ZM120 217V218H119ZM142 217V216H141ZM141 217H139V218H141ZM149 217V216H148ZM207 217V216H206ZM69 218V217H68ZM72 218V217H71ZM74 219V221H77V220H75V218L77 219V217H73ZM91 218V217H90ZM201 218V217H200ZM228 218V217H227ZM92 219V218H91ZM96 219H97V217H95V219H94V222L96 221ZM123 219H125V218H123ZM132 219V218H131ZM136 219V218H135ZM142 219V218H141ZM153 219V218H152ZM188 219V218H187ZM224 219V218H223ZM81 220V219H80ZM80 220H78L77 222H79ZM88 220V219H87ZM90 220V219H89ZM93 220V219H92ZM128 220V219H127ZM126 220V221H127ZM133 220V219H132ZM145 220V219H144ZM148 220V219H147ZM151 220V219H150ZM190 220V219H189ZM200 220V219H199ZM205 220V219H204ZM241 220V219H240ZM99 221V222H100ZM126 221H124V222H126ZM236 221H237V219H236ZM94 222H92L91 221V224L93 223V225H94ZM117 222V224H119ZM144 223V222H143ZM159 223V222H158ZM187 223V222H186ZM199 223V222H198ZM200 223H202V222H200ZM228 223H230V222H228ZM237 223H239V222H237ZM96 224H101V223H98V221L96 222ZM106 223H104V225H105ZM115 224V223H114ZM113 224V225H114ZM116 224V225H117ZM126 224V223H125ZM130 223H127V226L129 225ZM132 224H135V223H132ZM131 224V225H132ZM147 224V223H146ZM192 224V223H191ZM197 224V223H196ZM75 225V224H74ZM77 225V224H76ZM98 225V226H99ZM104 225H101L102 227H101V230H102V228H104L103 226ZM106 225H108V224H106ZM115 225V226H116ZM72 226H73V224H72ZM95 226V225H94ZM98 226H95V228H98ZM135 226V225H134ZM69 227H71V226H69ZM100 227V226H99ZM110 229H108V231L110 230L111 231V228H112V225L109 227ZM128 228V227H127ZM132 228V227H131ZM155 228V227H154ZM180 228V227H179ZM93 229V228H92ZM91 229V230H92ZM113 229V228H112ZM121 229H122V227H121ZM121 229H120V231L119 232H121ZM139 229V228H138ZM144 229V228H143ZM176 229V228H175ZM234 229V228H233ZM232 229V230H233ZM62 230H64V229H62ZM90 230V231H91ZM94 230V229H93ZM97 230V229H96ZM105 230V229H104ZM106 230H107V228H106ZM114 230V229H113ZM123 230V229H122ZM130 230V229H129ZM80 231V230H79ZM139 231V230H138ZM146 231V230H145ZM151 231V230H150ZM113 232V231H112ZM114 232H115V230H114ZM119 232H117V234L116 235H118V233ZM140 232V231H139ZM152 232V231H151ZM228 232V231H227ZM57 233V232H56ZM81 233V232H80ZM105 233H108V232H105ZM116 233V232H115ZM127 233V232H126ZM102 234V233H101ZM104 234V233H103ZM123 234V233H122ZM153 234V233H152ZM175 234V233H174ZM228 234V233H227ZM92 235V234H91ZM110 235V234H109ZM114 235V234H113ZM115 235V236H116ZM121 235V234H120ZM144 235V234H143ZM164 235V234H163ZM177 235V234H176ZM187 235H189V234H187ZM230 235V234H229ZM125 236V235H124ZM132 236V235H131ZM141 236V235H140ZM148 236V235H147ZM166 236V235H165ZM173 236V235H172ZM186 236V235H185ZM57 237V238H56ZM93 237V236H92ZM142 237V236H141ZM228 237V236H227ZM230 237V236H229ZM112 238V237H111ZM145 238H147V237H145ZM177 238H179V236L177 237ZM185 238V237H184ZM141 239V238H140ZM149 239V238H148ZM93 240H96L97 242H99V245L101 246V251H102V255H103V257H104V263L106 264V261H107V264H108V262H111V260L112 259H115V258H111V257H113V256H117L118 257V255L115 253V255H114V253H112L111 252V249H117V247H115L114 246V243L113 244H111V241H109L108 239H107V237H106V235H100V236H97V235H94V237H93ZM111 240V239H110ZM114 240V239H113ZM117 240V239H116ZM118 240H119V238H118ZM117 240V241H118ZM123 240V239H122ZM146 240V239H145ZM239 240V239H238ZM120 241V240H119ZM131 241V240H130ZM133 241V240H132ZM173 241V240H172ZM182 241V240H181ZM226 241V240H225ZM129 242V241H128ZM138 242V241H137ZM148 242V241H147ZM155 242V241H154ZM170 242V241H169ZM130 243V242H129ZM185 243V242H184ZM221 243V242H220ZM246 243V242H245ZM111 244V245H110ZM118 244H120V242L118 243ZM122 244V243H121ZM124 244H127V243H124ZM131 244V243H130ZM133 244V243H132ZM107 245H109V248L107 247ZM136 245H138V244H136ZM245 245V244H244ZM126 246V245H125ZM127 246H128V248H127ZM126 247H125V249L127 248V249H129V247L131 248L132 246H129V244L127 245ZM135 246V245H134ZM175 246V245H174ZM193 246V245H192ZM216 246V245H215ZM237 246V245H236ZM240 246V245H239ZM115 247V248H114ZM121 247V248H120ZM118 249H117V253L119 254V253H121L122 251H125V249L124 250H122L123 249V247L122 246H120ZM137 247V246H136ZM175 248V247H174ZM168 249V248H167ZM193 249V248H192ZM217 249V248H216ZM95 250H97V249H95ZM190 250V249H189ZM212 250V249H211ZM127 251V250H126ZM136 251V250H135ZM191 251V250H190ZM217 251V250H216ZM219 251V250H218ZM127 252H130V251H127ZM127 252H126V254H127ZM186 252V251H185ZM99 253H101V252H99ZM123 253H125V252H123ZM132 252H130V253H128L127 255H126V257H128L130 254H131ZM139 253V252H138ZM160 253V252H159ZM189 253V252H188ZM207 254V253H206ZM244 254H245V252H244ZM94 255H95V252H94ZM122 255V254H121ZM120 254H119V256H121ZM123 255H125V254H123ZM131 255H134V256H136V255H138L139 256V254H136V253H133V254H131ZM184 255V254H183ZM194 255V254H193ZM197 255V254H196ZM210 255H211V253H210ZM235 255V254H234ZM246 255V254H245ZM222 256H224V255H222ZM227 256V255H226ZM100 257V256H99ZM102 257V256H101ZM140 257H142V255H140ZM197 257H199V255L197 256ZM207 257H209V256H207ZM217 257V256H216ZM97 258V257H96ZM95 258V259H96ZM120 258H122V257H120ZM125 258V257H124ZM138 258V257H137ZM167 258V257H166ZM205 258V257H204ZM211 258V257H210ZM240 258V257H239ZM117 259V258H116ZM128 259H130V258H128ZM232 259V258H231ZM244 259V258H243ZM248 259V258H247ZM120 260H122V259H120ZM119 260V257H118V259H117V261L115 262V261H113V262H115V264H118L119 262L118 261H120ZM124 260V259H123ZM125 260H127L126 258H125ZM140 260V259H139ZM162 260V259H161ZM165 260V259H164ZM177 260V259H176ZM175 260V261H176ZM228 260V259H227ZM235 260V259H234ZM129 261V260H128ZM191 261V260H190ZM247 261V260H246ZM139 262V261H138ZM195 262H196V260H195ZM236 263V262H235ZM113 264V263H112ZM150 264V263H149ZM194 264V263H193ZM229 264V263H228ZM232 264V263H231ZM237 264V263H236Z\"/></svg>",
	"mask_w": 264,
	"mask_h": 264
}]
</instances>
